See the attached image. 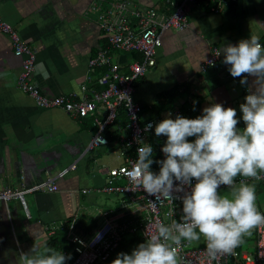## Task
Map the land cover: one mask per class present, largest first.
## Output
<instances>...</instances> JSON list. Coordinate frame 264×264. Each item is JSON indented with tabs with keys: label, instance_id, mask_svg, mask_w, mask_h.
<instances>
[{
	"label": "crops",
	"instance_id": "obj_1",
	"mask_svg": "<svg viewBox=\"0 0 264 264\" xmlns=\"http://www.w3.org/2000/svg\"><path fill=\"white\" fill-rule=\"evenodd\" d=\"M91 1L0 0V17L36 50L32 75L43 92L57 95L78 90L89 74L88 58L105 44L96 14L89 9ZM131 1L158 11L171 9L169 0ZM184 10L188 26L161 33L155 63L135 85L134 98L142 106L140 118L155 117L149 143L166 142V137L155 135V125L162 119L177 115L195 118L212 103L236 108L241 117L238 127H244L239 105L247 90L240 79L230 75L222 54L218 69L203 72L200 63L212 46L220 50L253 35L264 44V0H227L224 9L218 11H210L204 3L187 2ZM120 55L127 60L132 56ZM20 62L21 57L12 51L11 40L0 32V188L29 185L53 175L57 189L25 193L29 217L19 200L0 201V264H18L20 253L33 246L43 250L48 238L44 226L50 222L73 220L76 231L86 237L103 222L100 210H109L110 217L121 213L129 216L130 212L140 217L126 195L113 192L117 200L107 203L109 198L100 193L104 192L100 187L109 168L123 160L117 154L113 125L105 131L109 139L106 144L79 157L94 129L92 115L81 117L59 107L36 105L16 86ZM45 71L47 78L42 74ZM86 85L87 93L96 87L93 78ZM170 88H175L177 94L171 106L159 114L154 106L156 94ZM149 106L154 110L144 114V107ZM76 158V167L66 169ZM247 182L256 185L257 205L264 212V180ZM225 191L229 192L222 187L221 192ZM254 238L252 233L240 246L251 251ZM127 239L132 243L145 241L141 228ZM200 241L205 242L203 238Z\"/></svg>",
	"mask_w": 264,
	"mask_h": 264
},
{
	"label": "clouds",
	"instance_id": "obj_2",
	"mask_svg": "<svg viewBox=\"0 0 264 264\" xmlns=\"http://www.w3.org/2000/svg\"><path fill=\"white\" fill-rule=\"evenodd\" d=\"M221 54L230 75L247 90L239 105L244 127H238L237 109L221 103L204 107L195 118L177 115L155 125V135L166 137L161 148L165 158L154 160L152 145L143 142L127 175L156 200H180L182 219L158 223L154 234L130 254L118 253L111 264H182L183 243L201 238L209 260L219 264L264 226L256 185L247 182L264 179V44L253 35L224 45L216 56ZM42 74L47 78L46 71ZM151 128L149 124L145 131ZM153 163L159 164L158 172L151 169ZM237 177L243 179L237 183ZM222 187L228 194L221 193ZM71 258L45 244L43 250L33 246L21 252L18 264H66Z\"/></svg>",
	"mask_w": 264,
	"mask_h": 264
},
{
	"label": "built area",
	"instance_id": "obj_3",
	"mask_svg": "<svg viewBox=\"0 0 264 264\" xmlns=\"http://www.w3.org/2000/svg\"><path fill=\"white\" fill-rule=\"evenodd\" d=\"M187 2L204 3L210 11H218L224 9L227 0H169L171 9L168 11L138 6L131 0H92L89 9L96 14V21L105 44L88 58L89 74L85 77V83L82 82L78 90L57 95L40 90L32 75L36 50L23 41L19 33L0 17V32L8 36L13 53L21 57L16 86L40 107H59L81 117L92 115L91 123L94 129L79 157L97 146L106 144L109 139L104 132L110 125L114 127L119 111L125 115L123 127L117 132L112 129L118 144L117 154L123 160L109 168L100 189L104 192H119L126 195L134 202V208H137L140 217L131 216V212L129 216L121 213L110 217L109 210H100L103 222L86 237L67 221L45 224L47 235L68 224V236L74 242L73 250L76 254L72 264H92L98 259L104 260L119 245L124 233H134L141 228L146 240L154 234L158 223L170 224L173 220L180 222L182 219L180 200H175L174 203L163 199L156 200L155 196H150L141 187L132 183L127 173L137 160L138 147L142 146L143 142L149 143V135L154 126L153 117L140 118L142 106L134 98L136 82L154 65L155 49L161 44V33L165 29L178 30L188 26L184 10ZM219 51L217 46L211 47L200 63L201 71L219 68L220 56H216ZM121 53H136L139 57L131 56L127 60L121 57ZM210 62H214V66ZM91 78L94 79L96 87L87 93L86 82H91ZM149 124L152 128L146 132L145 127ZM138 141H142L141 144ZM163 144L164 142L158 146L160 160L165 158L161 151ZM77 159L70 162L66 169H74ZM236 179L239 182L243 178ZM56 189L55 176L50 175L29 185L20 183L15 187L9 185L1 187L0 201L7 202L13 198L19 200L25 216L29 217L24 194ZM260 211L263 212L261 209ZM254 234L253 252L243 251L239 254L235 249L233 254L223 256L219 264H264V226L255 229ZM180 258L182 264H217L208 258L206 242L197 245L184 242Z\"/></svg>",
	"mask_w": 264,
	"mask_h": 264
},
{
	"label": "trees",
	"instance_id": "obj_4",
	"mask_svg": "<svg viewBox=\"0 0 264 264\" xmlns=\"http://www.w3.org/2000/svg\"><path fill=\"white\" fill-rule=\"evenodd\" d=\"M131 55L135 56V57H139V55L136 53H131ZM176 92H177V90L175 88H170V89H165V90L159 91L156 94L155 102L158 105L159 104L163 105V107H170L171 103L173 101V98L177 94ZM124 120H125L124 113L122 114V112L119 111L117 116H116V119L114 121L113 130L115 132H117L119 128L123 127ZM163 142H165V141L164 140H153L152 142H150V144L152 145L153 150H154V153H153V159L154 160H160V154H159L160 152H159L158 146H160ZM159 167H160L159 164L153 163V165L151 166V169L154 172H158ZM262 180H264V179H262ZM249 181H253V180H249ZM255 182H260V181H255ZM67 222H68V224L72 223L74 228H75V223L73 220L70 221V219H68ZM68 224L64 228L55 230L52 234H49L45 244H47V246H49L51 248L61 250L65 254H71L72 258L70 260L66 261V264H72V261L74 260V257L76 254L73 250L74 242L68 236V232H69ZM253 233H254V231H253ZM136 237L142 239L141 238L142 235H137ZM254 237H255V234H254ZM122 239H123V237L120 239L119 245L115 249H113V251H111L104 260L98 259V260H96V262H94L92 264H95V263H97V264H111V261L116 258V256L114 255L115 250L119 246L122 245ZM238 248L239 247H237L236 250L238 253H240ZM253 251H254V245H253V249L249 252H253Z\"/></svg>",
	"mask_w": 264,
	"mask_h": 264
},
{
	"label": "rangeland",
	"instance_id": "obj_5",
	"mask_svg": "<svg viewBox=\"0 0 264 264\" xmlns=\"http://www.w3.org/2000/svg\"><path fill=\"white\" fill-rule=\"evenodd\" d=\"M92 11V10H91ZM95 14V13H94ZM95 17H96V15H95ZM154 106L155 107H157V109L159 110V114H163L164 113V110L163 109H165L166 107H163V105H158L156 102L154 103ZM146 110V113H145V111H144V114H149V113H151L152 112V110H154V108L153 107H151V106H149V107H144ZM141 112H142V109H141V111H140V114H141ZM165 143V142H164ZM103 196H105V197H108L109 198V200H107V203H109V202H112L113 201V203H115V201L117 200V196H116V194H114L113 192H100ZM222 194H228V192L227 191H225V192H221ZM113 199V200H112ZM130 235V233H124L123 234V239H122V245L121 246H119L116 250H115V252H114V255L115 256H117V254L118 253H120V252H126V253H131V250H133L139 243H141L140 241H139V243H132V241L130 240H128L127 238H128V236ZM199 243H201V241H198V242H196V241H193V242H191V243H189V244H191V245H196V244H199ZM238 250H239V254H241L243 251H247V252H249L245 247L243 248V247H241V246H239V248H238ZM95 264H97V263H95Z\"/></svg>",
	"mask_w": 264,
	"mask_h": 264
}]
</instances>
